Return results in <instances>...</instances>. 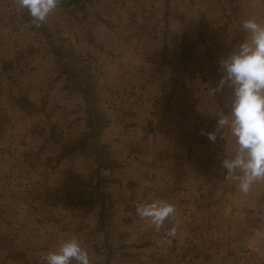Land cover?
Wrapping results in <instances>:
<instances>
[{"label": "crops", "instance_id": "crops-1", "mask_svg": "<svg viewBox=\"0 0 264 264\" xmlns=\"http://www.w3.org/2000/svg\"><path fill=\"white\" fill-rule=\"evenodd\" d=\"M67 2L54 30L0 0V264H44L73 237L91 264H264V181L240 193L221 167L236 147L229 130L201 135L229 111V89L210 94L218 61L245 39L243 20L264 23V0L192 21L169 14L175 0ZM185 38L197 42L189 61ZM212 195L231 201L210 223ZM153 200L176 209L159 232L136 214Z\"/></svg>", "mask_w": 264, "mask_h": 264}, {"label": "clouds", "instance_id": "clouds-1", "mask_svg": "<svg viewBox=\"0 0 264 264\" xmlns=\"http://www.w3.org/2000/svg\"><path fill=\"white\" fill-rule=\"evenodd\" d=\"M16 5L27 10L32 21L40 27L55 12L61 0H15ZM247 34L243 42L235 46L225 57L219 59L220 79L210 94L215 96L225 88L231 91L229 111L217 119L216 129L206 135L215 142L217 134L228 129L236 147L221 160L224 181L237 182V189L248 194L254 184L264 181V23L255 17L242 22ZM175 206L164 200L138 204L136 214L141 219L150 220L157 232L166 220L175 214ZM171 222V221H169ZM177 228L168 229L166 235L175 237ZM257 237H264V231L257 229ZM44 264H91L88 250L76 238L62 241L55 250L44 253Z\"/></svg>", "mask_w": 264, "mask_h": 264}, {"label": "rangeland", "instance_id": "rangeland-1", "mask_svg": "<svg viewBox=\"0 0 264 264\" xmlns=\"http://www.w3.org/2000/svg\"><path fill=\"white\" fill-rule=\"evenodd\" d=\"M172 1V0H171ZM179 1V3H174V4H169L167 5V11H169V14L171 16H176L175 14H187L190 18V20L192 21V18L197 14V15H202V18H210V11H216L218 14L221 15H226L228 13V11L226 9V6H228V3L230 2V0H212V4L210 3V0H204L205 3L203 6L200 7H196L195 3H192V0L190 1H185V3H180L181 0H175ZM237 0H235V2L231 3V6L233 10L231 11H238L237 5H236ZM230 5V4H229ZM197 12H201V13H197ZM55 13V12H54ZM54 13L50 14L49 16H53L52 20H50V18H48L47 23L44 22V26H48L51 29H57L56 24L52 23L50 24V22H53V20H55L56 18L54 17ZM56 14V13H55ZM178 15V16H180ZM208 16V17H207ZM24 18L25 20L31 21V17L29 16L27 10H24ZM209 21V20H208ZM206 20L204 21H200L201 24V28H210V22H208ZM31 23V22H29ZM61 25V23H60ZM54 26V27H53ZM62 32V30L60 31V33ZM197 42L194 43V41L185 38L183 40V45H182V59H184V61H189L192 60V58L195 56V49H196V44ZM77 71L79 70V67L76 66L75 68ZM97 106L99 107V105L97 104ZM97 107V108H98ZM100 112V110H99ZM101 117H103V114L100 112ZM106 124V123H105ZM103 151H105L103 149ZM212 183L215 187L218 186L220 187L221 184L220 182L216 181L215 178L214 180H212ZM120 188H121V182H119ZM211 188V187H210ZM231 189V187L226 189V192L229 191ZM231 201V197L227 196V197H221V196H210V223H213L215 221H217L218 219H220V217L218 216V211H219V207L222 204V202L224 201ZM236 200H238L236 198ZM3 220H5V217L3 216L2 218ZM8 221H11L10 219H7ZM12 221H15L14 219ZM1 222V221H0ZM2 227V225L0 224V228ZM9 227H7L8 229ZM5 230H0V235H2V232H4ZM213 236V235H212Z\"/></svg>", "mask_w": 264, "mask_h": 264}, {"label": "trees", "instance_id": "trees-1", "mask_svg": "<svg viewBox=\"0 0 264 264\" xmlns=\"http://www.w3.org/2000/svg\"><path fill=\"white\" fill-rule=\"evenodd\" d=\"M64 2H67V0H61ZM82 1H87V2H92L94 0H68V5H79ZM92 111L94 112V116L91 119L90 122V127L91 130L94 132V135H97L99 130L102 128V126L105 123V120L103 117H101L100 112H99V108H97L96 103L98 102L97 99H92ZM94 103V104H93Z\"/></svg>", "mask_w": 264, "mask_h": 264}]
</instances>
